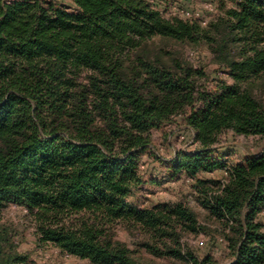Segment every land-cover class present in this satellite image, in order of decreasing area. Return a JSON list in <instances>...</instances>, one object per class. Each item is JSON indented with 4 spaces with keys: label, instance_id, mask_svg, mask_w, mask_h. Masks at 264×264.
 <instances>
[{
    "label": "trees",
    "instance_id": "1",
    "mask_svg": "<svg viewBox=\"0 0 264 264\" xmlns=\"http://www.w3.org/2000/svg\"><path fill=\"white\" fill-rule=\"evenodd\" d=\"M0 0V208L16 204L52 244L91 264H146L118 241L185 264H220L183 252L185 235L208 230L182 202L129 204L143 183L153 134L182 121L195 153L172 159L194 180L207 222L222 233L230 264H264V154L227 167L217 146L227 131L264 139V0H212L218 15L165 18L159 0ZM208 45L233 80L218 89L202 67L150 49L157 39ZM224 181L201 174L224 170ZM16 228L0 221V264H30Z\"/></svg>",
    "mask_w": 264,
    "mask_h": 264
},
{
    "label": "rangeland",
    "instance_id": "2",
    "mask_svg": "<svg viewBox=\"0 0 264 264\" xmlns=\"http://www.w3.org/2000/svg\"><path fill=\"white\" fill-rule=\"evenodd\" d=\"M66 7L70 12L74 11L71 0H47ZM210 0H159L165 18L178 16L175 7L190 11L192 15L200 16L192 19L210 20L217 17L218 11L210 13L207 4ZM150 49L159 53L164 59L181 57L195 68H204L209 74V80L201 81L210 90H216L221 82L231 85L233 80L228 73L214 63L213 56L207 44L199 46L183 45L174 41L157 38L150 43ZM194 130L182 121L176 122L171 127L153 134L152 154L143 156L141 173L143 183L134 188L128 198L130 205L144 209L155 204H176L182 202L192 208L202 225H209L208 230L198 235H185L182 240L183 252H192L198 255L211 253L220 264H230L232 258L227 249V244L216 226L208 223L207 210L197 201L194 194V180L185 173L175 174L171 163L179 153H195L199 145L195 143ZM217 146L221 149L223 163L227 167H233L244 161L246 156L264 154V139L251 136H238L231 131L221 135ZM225 169L214 173L201 174L202 179H216L224 181ZM260 221L264 223V211L260 215ZM0 221L12 224L18 233L15 241L19 250L30 256V264H91L88 260L71 256L62 252L52 244H42L37 236V225L29 212L16 204H10L0 208ZM118 241L128 245L137 252V257L146 264H185L182 261L170 257H155L147 250L140 247L144 241L141 233L131 231L118 226L115 230Z\"/></svg>",
    "mask_w": 264,
    "mask_h": 264
},
{
    "label": "built area",
    "instance_id": "3",
    "mask_svg": "<svg viewBox=\"0 0 264 264\" xmlns=\"http://www.w3.org/2000/svg\"><path fill=\"white\" fill-rule=\"evenodd\" d=\"M206 8H207V11H209L210 13L217 11L216 10V4L212 0L209 1ZM175 11H176L177 15H180V16L185 17L187 19H192L193 17L195 18V16H197V17L200 16L199 14L192 15L190 11H185L184 9H180L179 7H175ZM161 14L164 15V11L161 10ZM199 20L201 21L202 25L206 26L211 19L210 20L207 19V20H203V21L201 19H199Z\"/></svg>",
    "mask_w": 264,
    "mask_h": 264
}]
</instances>
